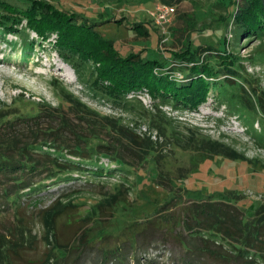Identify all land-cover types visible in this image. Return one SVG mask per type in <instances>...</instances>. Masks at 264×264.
I'll list each match as a JSON object with an SVG mask.
<instances>
[{"label":"rangeland","instance_id":"obj_1","mask_svg":"<svg viewBox=\"0 0 264 264\" xmlns=\"http://www.w3.org/2000/svg\"><path fill=\"white\" fill-rule=\"evenodd\" d=\"M2 1L20 9L29 3L41 6L57 17L73 19L95 31L87 34V43L78 46L89 59L86 65H77L84 74L80 78L60 57L53 44L56 35L42 42L32 32L22 33L21 38L0 30V108L11 107L16 116L28 117L35 112L33 101L68 110L62 96H69L93 113L82 117L68 111L74 131L89 136L85 133L88 122L107 125L117 121L157 145L150 154L136 146L130 151L120 149L127 161L125 168L112 163L113 157L99 155L100 164L114 171L109 176L72 172L46 180L41 191L22 194L16 206L1 202L0 251L7 250L8 236L12 247L10 264H40L49 254L53 256L50 264H242L235 256L213 255L210 251L214 252V247L207 251L204 241L193 240L195 235L182 226L165 225L158 220L172 199L182 207L213 198L233 203L242 209L246 219L253 218L264 205V113L256 110L251 115L233 107L219 95L216 86L197 107H189L173 103L172 99L164 102L146 88L117 102L101 94L93 81L104 69L112 67V58L118 54L138 53L142 58L150 54L160 61H169L167 69L158 68L155 73L170 72L171 78L183 83L190 73L188 63L173 59L171 53H185L191 44L197 51H207L197 54L202 62L217 68L224 67L219 66L222 60L217 55L230 56L240 72L233 81L237 88L243 86L241 81L245 78L255 90L264 92V35L240 33L239 38L237 33L235 11L245 0ZM161 3L175 8L165 30L148 14ZM228 78L226 70L206 80L219 83ZM24 94L28 101L15 106L14 102ZM33 122L36 121L23 119L17 124L26 126ZM105 136L120 138L115 128ZM210 143H217L218 154L210 151L214 149ZM44 150L48 151V147ZM45 177L48 173L37 180ZM114 196L119 203L115 217L108 218V203L104 204L101 218L95 212L92 215L94 208ZM59 202L70 204L65 211L71 223L60 224L58 240L69 245L86 226L88 236L94 237L90 245L79 251L69 247L67 252L54 251V242L46 238L40 212ZM176 210L172 213L177 214ZM1 261L0 253V264Z\"/></svg>","mask_w":264,"mask_h":264},{"label":"trees","instance_id":"obj_2","mask_svg":"<svg viewBox=\"0 0 264 264\" xmlns=\"http://www.w3.org/2000/svg\"><path fill=\"white\" fill-rule=\"evenodd\" d=\"M0 12L2 13L0 30L6 35L13 34L21 37L24 32L28 34L32 32L42 42H48L52 35H56L53 44L58 48L60 57L76 70L80 78H84L83 72L77 65H86L89 59L81 54L78 46L81 43H87L85 40L88 38L87 34L95 31L92 27L82 26L73 19L57 17L55 13L30 3L26 8L20 9L0 0ZM235 14L239 38L240 33L264 35V0H245V4L240 10L235 11ZM97 40L103 44L100 39L97 38ZM199 52L207 51L204 49L197 51L189 44L185 53H171L173 59L188 63L186 68L190 73L183 83L171 78L170 72L168 75L155 73L158 68L167 69L169 61H160L158 58L150 57V54L142 58L138 53L127 56L117 53L118 57L112 58V67L104 69L99 79L93 81V85L98 87L101 94L117 102L127 98L135 90L146 88L154 97L161 98L164 102L172 99L173 103H181L189 107H197L206 99L211 87L216 86L220 91L219 95L228 100L233 107L245 109L251 115H254L256 110L264 113V92L255 90V86L249 82L247 84L245 78L241 81L243 86L239 87L240 89L237 88L233 81L240 77V72L230 56L217 55L216 58L222 60L219 66H224L217 68L202 62L197 55ZM226 70L229 75L228 80L219 83L206 80V78H215L220 72ZM168 71L172 69L169 68ZM187 80L188 83L184 84ZM106 82H108L107 85ZM62 100L68 110L62 109V106L52 108L33 101L32 109L35 112L28 117L16 116V112L12 113L11 107L0 108V199H3L0 203L3 202L2 205L16 206L22 194L41 191L42 183L46 180H53L68 173L79 172V174L94 177L109 176L114 173L113 170H108L107 166L100 164L99 155L111 156L112 163H119V167L125 168L127 161L121 156L120 149L130 151V148L136 146L142 148L145 154L155 152L157 145L154 142L130 131L121 122L117 124L115 121L107 125L88 122L85 133L89 136H85L81 131H74L72 123L67 118L68 111L82 117L87 114L93 115V113L81 102L69 96H62ZM27 101L24 94L17 102H14V105H21ZM41 118L43 121H40ZM91 118L95 121L93 117ZM23 119L36 122L26 126L22 123L17 124V121ZM112 128L116 129L120 138L115 140V136H105V133ZM208 145L214 148L210 151L218 154V150H215L218 147L217 143ZM44 147H48V151H45ZM65 154L77 157L80 161L68 159ZM144 158L148 159L147 156ZM44 173H48V177L37 180ZM115 200L116 196L94 208L92 215L95 212V215L101 218L104 204L108 203L106 204L110 209L108 218L115 217L119 211V203ZM175 202V199H172L167 204L164 209L166 212L161 213L164 216L160 215L158 223L182 226L184 231L195 235L192 236L193 240L204 241L203 245L207 251L214 247V252L210 251L214 253L213 255L235 256L242 264H264V205L258 209L253 218L246 219L244 212L237 205L214 198L192 201L183 204L182 207L181 203ZM69 205L59 202L40 212L46 238L48 240L51 238L54 242V251L67 252V247L79 251L81 247L90 245L94 238L88 236L85 226L82 233L78 234L71 244L67 245L58 240L60 224L65 221L70 222L65 211ZM174 209H178L175 211L177 214L172 213ZM83 219L81 218V221ZM19 236L25 237L26 233H19ZM6 238L7 250L4 248L0 251L1 264H10L11 240L8 236ZM200 248L202 249V246ZM52 260L53 256L49 254L48 258L40 264H50Z\"/></svg>","mask_w":264,"mask_h":264},{"label":"built area","instance_id":"obj_3","mask_svg":"<svg viewBox=\"0 0 264 264\" xmlns=\"http://www.w3.org/2000/svg\"><path fill=\"white\" fill-rule=\"evenodd\" d=\"M174 11V7L168 4L161 3L156 5L154 9L149 10L148 14L155 20L156 24L159 27L165 30L166 25L171 21V17L173 16Z\"/></svg>","mask_w":264,"mask_h":264},{"label":"bare ground","instance_id":"obj_4","mask_svg":"<svg viewBox=\"0 0 264 264\" xmlns=\"http://www.w3.org/2000/svg\"><path fill=\"white\" fill-rule=\"evenodd\" d=\"M6 62V61H5ZM9 63H12V62H10V61H8Z\"/></svg>","mask_w":264,"mask_h":264}]
</instances>
